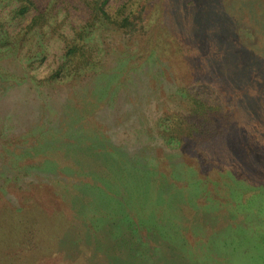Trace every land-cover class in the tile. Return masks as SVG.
<instances>
[{"label":"rangeland","instance_id":"obj_1","mask_svg":"<svg viewBox=\"0 0 264 264\" xmlns=\"http://www.w3.org/2000/svg\"><path fill=\"white\" fill-rule=\"evenodd\" d=\"M181 1L188 8L214 9L220 30L210 38L215 43L217 39L218 46L212 49L209 38L195 37L198 34L193 30H189L187 38L182 37L181 31L194 18L167 15V4L177 7V2L134 0L130 7L135 12L144 4L147 7L144 21L139 22L145 27L135 40L128 39L133 46L131 62L142 66L122 80L126 82L119 89L118 100L110 104L108 97L96 107V116L105 127L101 133L106 139L98 138L97 144L118 147L134 160L162 153L171 167L177 165L181 170V182L165 190L166 182L157 175L152 177L151 184L156 186L150 195L153 208L146 213L141 188H145L146 176L150 174L140 171L138 174L129 166L130 170L126 171L120 164L112 165L111 178L118 171L127 189L115 184L114 179L109 180L110 177L104 179L109 189L99 196V202L105 205L106 223L97 238L93 234V254L87 253L77 241V232L86 227L74 220L75 213L68 208V198L75 185L93 183V176L77 172L80 163L76 154L72 161L61 165L64 170L59 173L48 176L43 173L48 166L46 157L57 160L58 166L65 161L63 146L52 140L59 139L52 130L58 121L55 112L62 104L71 102L72 112L80 114V104L95 99L87 96L85 89L82 91L85 86L80 83L42 85L38 93L32 80L49 75L61 62L64 35L76 36L75 28L81 26V16L53 13L45 36L37 31L24 45L19 41L13 53H0V264H264V93L261 95L264 79L259 77L246 96L238 99L242 108L236 111L238 117L231 129L227 115L212 114L210 119L222 131V137L213 145L204 137L197 140L195 135L177 148L163 136L164 128L158 125V118L165 113L185 114L182 90L189 85L215 86L233 103L226 84L244 40L236 34L247 33L245 41L249 43L263 37L264 8L262 13L253 9L261 5V0ZM119 4L112 1L109 8L116 11ZM166 19H171L169 25L174 33L170 31V34L164 26ZM226 21L230 24L225 25ZM9 23L19 30L28 21ZM149 26L147 32L145 28ZM125 37L107 28L98 39L103 42L106 38V45L113 44L108 45L110 50L105 55L110 67L115 61L113 52L119 54L114 44H125ZM41 43L48 58L45 62L36 61L31 67L27 61L29 53ZM222 46L224 52L218 57ZM208 59H213V64ZM226 59L231 65L220 72L219 62ZM251 61L246 64L250 69L254 65ZM93 80L86 87L94 86ZM90 91L93 94L92 88ZM127 92L132 93L131 98L125 97ZM131 100L134 107L129 105ZM233 110L227 105L228 115ZM214 131L212 125L210 130L199 133L212 138ZM45 140L52 143L51 154L37 150L46 147L41 144ZM15 142L22 143L20 148L14 146ZM160 186L164 190L160 191ZM75 199L72 196L70 200L75 203ZM143 219L150 224H142ZM140 223L142 227H150V231L135 233L136 242L130 233ZM114 243L112 248L110 244ZM132 246L136 247L128 251L133 253L131 258L126 248Z\"/></svg>","mask_w":264,"mask_h":264},{"label":"trees","instance_id":"obj_2","mask_svg":"<svg viewBox=\"0 0 264 264\" xmlns=\"http://www.w3.org/2000/svg\"><path fill=\"white\" fill-rule=\"evenodd\" d=\"M112 1L120 2L116 11L109 8ZM132 1L134 0H125L124 2H122V0H0V51H2L0 53H13L19 47V41L21 46L24 45L37 31L45 36L49 30L53 13L62 15L65 13L67 17L78 13V15L81 16L80 23L82 24L80 27L75 28L76 36L64 35L65 48L61 56V62L58 63L57 67H55L49 75L38 80L36 77H33L32 80L36 84L38 93H40L42 85H47L46 87H55V85L58 84H71V86H75L80 83L85 86L82 88V91L85 89L86 95L92 96L95 99V102L91 99L90 102L87 100L80 104L79 108L82 107L80 114L72 112L70 108L71 102L62 104L60 109L55 112L58 115V121L55 126L52 127V130L54 131V135L59 136V139L54 137L52 140L53 142L59 141V144L63 146L62 159L65 161L60 162L58 166L57 160L46 157L48 166L43 173L47 176L59 173V171L64 170V166L61 165L72 161V156L76 154L78 162L80 163V168H78L77 172L80 170L85 175L86 173H90V175L93 176V183L88 182L80 184V182H78L79 184L75 185L73 193L68 198L70 204L68 208H71L75 213V216H73L75 217L74 220L77 219V222H82L79 224H85L86 228L80 230V233L77 232V241L82 243L81 245L85 247L89 254L94 253L91 246L93 234H96L97 238V236L101 234L102 225L106 223L105 205L99 202V196L103 193H107L109 189L104 179L110 177L109 180L114 179L115 181L113 182L115 184L127 189L118 171L115 170L111 178L109 169L112 165L120 164L126 171L130 170L129 167H133L138 174L139 171L140 174L142 172L147 175L150 174L146 176L145 188H141V194L144 200L143 212H149L153 208L154 200L150 198V195L154 192L156 186L151 184L153 182L151 180L152 177L157 175L162 178L163 181L166 182L165 190L169 186L179 185L178 183L181 182L182 178L181 170L177 165H172L171 167V164L165 161V156L162 153H156L155 156H140L137 160H134L135 158H133L132 155H129L118 147L112 146L106 148V146H101L102 143H96L99 142L97 141L98 138H100V141L106 140L101 133V130L105 127L101 125L98 116H96V107L108 97L111 99L110 104L118 100L119 97H117V94L120 92L119 89L122 87V84L126 82L131 71H138V66H142V63L131 62L133 60L130 49L133 46L129 44L128 39L135 40L140 30L145 27L144 25L141 26L139 22L144 21L143 16L144 13L147 12V7L144 4L139 12H135V9L130 7ZM166 1L178 3L177 7H172L171 4H167L169 7L166 11L167 15H182L185 18H194L192 21L189 20L190 22L186 24V29L182 31L176 29V26V31H181L182 37L187 38L189 30H193L198 34L195 37L203 35L206 40L209 38L208 42L212 49L218 46L217 39H214L216 41L215 43L210 38L213 33H218L220 30L213 8L201 9L197 6L188 8L181 0ZM260 3L262 6L257 5L253 8H257L259 10L258 13H262V9L264 8V1L261 0ZM262 16H264V14ZM162 18L164 19V16H162ZM11 20L18 22L24 20L28 21V23L17 30L9 23ZM170 21L171 19H166L164 26L171 34L170 31L174 33L175 30H171L172 26L169 25ZM226 22L224 23L225 25L230 24V21ZM185 23L186 22L183 21L184 25ZM261 27V33H263L264 17L261 21ZM107 28L126 36L125 44H114L116 45L114 50L119 49V54L117 55L113 52L115 61L111 64L113 65L111 67L108 65L105 55L110 50L109 46L113 44L109 43L106 45V38L103 42L101 39L98 40L102 37L104 29ZM146 29L148 32L150 26L145 28V30ZM236 35L244 40L240 43L241 50L237 53L235 52L236 67L232 69V76L229 75L228 83L226 84L228 87L227 94L233 98V103L228 102L229 96L226 98L222 91H220L221 89L206 85L205 83H198L189 85L182 90L183 99L186 100L187 111L185 114L180 112L165 113L164 116L158 118V125L164 128L163 136L166 137L171 144L176 145L177 148L181 147L182 144L185 143V140H188L187 138H191L195 135H197L196 139L199 141H201L200 137H204V140H210L209 145H213L216 141H219L220 137H222V131L216 129L217 124L210 119L212 114L224 113L227 115L229 120L228 128L231 129L238 117L236 116V111L242 108L238 99L246 96L248 91H250L249 87L256 84L259 77L264 79V36L258 38L254 43H249L245 41V37L248 36L247 33L239 32ZM239 37H237V40H239ZM36 48H38V51L35 52ZM36 48L31 50L28 56V65L31 67L34 66L36 61L40 62L43 59L42 62H45L48 58L43 43L38 44ZM220 48L221 49L218 50L220 56L218 57H221L224 52L223 46ZM145 49L149 50L148 48ZM242 58H244L245 61H243ZM252 58L253 60L251 61ZM207 61H210L209 63L212 64L214 62L213 59H208ZM249 61L254 64L251 69L246 65ZM219 65L220 72H222V70L228 69L231 63H228V59H226L221 60ZM125 77L126 80L122 81ZM221 77L223 78V76ZM92 80V85L94 86L86 87ZM229 81H232L233 84H230ZM73 83L75 84L73 85ZM90 88L93 89V94H91ZM76 92H73V94ZM263 93L264 92H262L261 95ZM131 94V92H127L125 93V97L131 98ZM133 102L132 100L130 101L129 105H131V107H134ZM227 105L230 106L231 109H234L230 115L226 113ZM51 110H54V108ZM40 111L42 112V109ZM250 122L251 120L249 119L247 126H249ZM212 125L215 128L212 138H209L208 135L199 133V130H210ZM64 129L68 131L65 132ZM203 142H201L200 145ZM21 144L22 143H16L14 146L20 148ZM41 144H44L46 147L42 149L37 148L38 152L50 153V150L53 149V147H51L52 145H49L52 143L48 140H45ZM65 150H67V152ZM177 154L178 156L182 155L181 152ZM57 167L60 169L57 170ZM65 167L69 166L65 165ZM196 169H198V167H196ZM57 178L59 177L57 176ZM159 190H164L163 186H160ZM110 192L112 191L110 190L109 193ZM72 196L73 199L76 197L75 203L73 200H70ZM65 200L67 199L65 198ZM65 200L63 199L62 202L65 203ZM60 206L64 208L62 203ZM178 209L179 206L176 207V210ZM143 222L144 224H150L144 219L142 224ZM112 223L115 224L114 222ZM142 224L136 225V230L130 233L134 235L136 242H138V237L135 233L143 232V234H148L150 231V227L147 228L146 225L142 227ZM1 228L6 231V228L3 226ZM101 238L102 237H100V239ZM115 244L116 243L110 245L114 248ZM134 247L136 246L126 248L127 254L131 258L133 253H129L128 251H133ZM121 252H123L122 248ZM135 261L138 260L135 258Z\"/></svg>","mask_w":264,"mask_h":264}]
</instances>
